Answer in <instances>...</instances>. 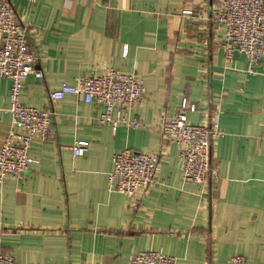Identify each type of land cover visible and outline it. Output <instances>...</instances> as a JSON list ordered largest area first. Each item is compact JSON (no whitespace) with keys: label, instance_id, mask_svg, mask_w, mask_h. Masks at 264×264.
I'll return each mask as SVG.
<instances>
[{"label":"crops","instance_id":"crops-1","mask_svg":"<svg viewBox=\"0 0 264 264\" xmlns=\"http://www.w3.org/2000/svg\"><path fill=\"white\" fill-rule=\"evenodd\" d=\"M216 1L9 0L43 74L26 78L20 103L52 112L53 122L30 147L29 170L0 184V253L16 264H128L146 250L176 264H229L237 255L264 264V75L249 74L242 54L227 57L212 22ZM106 69L143 81L134 110L112 114L143 128L100 125L102 108L76 96L51 101L61 85ZM10 87L0 78V146ZM183 102L195 106L185 112L190 124L217 121L216 183L183 182L178 147L162 138L161 120ZM78 142L81 156L72 151ZM124 149L159 156L156 185L135 201L108 188Z\"/></svg>","mask_w":264,"mask_h":264},{"label":"built area","instance_id":"built-area-1","mask_svg":"<svg viewBox=\"0 0 264 264\" xmlns=\"http://www.w3.org/2000/svg\"><path fill=\"white\" fill-rule=\"evenodd\" d=\"M30 4L37 0H22ZM190 15V11H184ZM212 22L221 31L227 57L233 52L246 58L247 72L264 75V0H217L212 9ZM29 32L19 24L10 8L9 0L0 1V78L10 81V130L0 146V184L6 178L15 179L29 170L34 162L29 149L34 141H43L50 133L53 113L25 107L20 103L24 81L29 75L42 79L43 74L34 69L36 57L28 46ZM72 95L87 104L102 108L97 117L100 125L122 122L139 129L143 125L126 118L114 120V110L131 112L144 96L143 81L136 74H123L106 69L96 74H84L74 85H61L49 94L51 101ZM194 112L195 106L183 102L181 111L163 117L160 123L162 138L178 147V163L185 183L207 186L218 180L211 165V145L221 135L216 119L206 125H192L185 115ZM85 142L72 147L75 156L84 152ZM159 156L124 149L112 158L113 171L108 175V188L135 201L140 191L154 187ZM0 264H16L11 254L0 253ZM128 264H176V259L161 252L146 250L132 257ZM229 264H246L244 257L234 256Z\"/></svg>","mask_w":264,"mask_h":264}]
</instances>
